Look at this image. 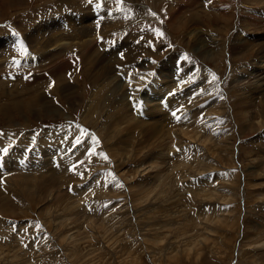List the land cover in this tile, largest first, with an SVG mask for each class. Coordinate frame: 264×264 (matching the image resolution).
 Here are the masks:
<instances>
[{"label": "rangeland", "instance_id": "obj_1", "mask_svg": "<svg viewBox=\"0 0 264 264\" xmlns=\"http://www.w3.org/2000/svg\"><path fill=\"white\" fill-rule=\"evenodd\" d=\"M60 1L0 0V250L9 254L0 264H35L29 260L35 256L39 264H81V257H87L85 264H91L90 250H95L97 264H264V113H260L264 86L257 85L262 80L250 79L253 71L264 66V0ZM86 3L91 4V10ZM114 4L122 8L114 21L118 30L111 33L102 24L103 30L88 37L98 39L89 42L86 52L75 49L64 57L65 63L75 65L68 72L62 70L55 77L58 62L52 56L41 64L34 62V68L30 58L25 63L12 61L17 51H10L8 38L26 34V23L46 24L49 29L41 34L61 37L60 50H64L66 36L85 40L81 31L74 29L79 9H89L96 20L102 17L97 18L98 8ZM136 6L149 16H140ZM168 7H176L173 12L181 14L176 25L169 23L173 14ZM222 11L230 17H222ZM63 16L68 18L62 20L65 29L61 31L59 20ZM9 22L17 32L5 33L7 27L13 29L6 26ZM33 28L28 26V34ZM194 29L197 33L190 34ZM220 43L226 44L223 57L217 54ZM7 66L16 70L6 72ZM33 73H37L36 81L31 80ZM43 74L47 75L42 80ZM38 97L45 100L31 107L29 102ZM242 102L248 110L246 124L239 123L236 116L240 107L236 105ZM194 113L198 116L189 120ZM212 113L213 122L206 118ZM203 119L216 123L213 129L217 136L209 141L211 147L201 144L205 141L201 135L192 146H186L178 129L191 124L199 132ZM206 133L201 132L203 136ZM222 133L230 136L225 145L235 146L234 163L228 150L216 152L215 147H223L215 146ZM195 150L201 152V158L195 157ZM213 151L215 158H211ZM250 154L258 160L250 163ZM8 165L16 171L9 172ZM38 170L37 176L28 174ZM45 170L50 177L41 176ZM56 171L58 179L52 174ZM20 173L32 176V187L22 181ZM73 175L75 182H66ZM204 188L210 192L207 200ZM106 216H112L110 222L122 218L123 224L116 226L118 230L124 226L127 235L116 236V242L119 251L128 249V253L117 257L115 250L104 251L100 242L103 232L89 238L82 248L76 242L63 247L69 238L61 242L58 236L62 230L59 224L68 226L65 218L71 219L70 226L83 234L79 238L84 240L98 234L100 228L105 230L97 224ZM192 234L199 249L192 245L191 251L182 237ZM97 248L101 252H96Z\"/></svg>", "mask_w": 264, "mask_h": 264}, {"label": "bare ground", "instance_id": "obj_2", "mask_svg": "<svg viewBox=\"0 0 264 264\" xmlns=\"http://www.w3.org/2000/svg\"><path fill=\"white\" fill-rule=\"evenodd\" d=\"M73 1H75V0H61L60 2H59V4H69V3H72ZM200 1V0H199ZM208 1V0H207ZM206 1V2H207ZM219 1V0H218ZM220 1H222V0H220ZM226 1V0H225ZM224 1V2H225ZM230 1V0H229ZM232 1V0H231ZM8 2V1H7ZM129 2V1H128ZM130 2L132 3V1L130 0ZM201 2V1H200ZM233 2H234V0H233ZM8 3H10V2H8ZM83 3H85V2H83ZM126 3H127V1H126ZM214 3H216V1L214 2ZM87 4V3H86ZM133 4V3H132ZM200 4V3H199ZM92 7H94V5H95V3H92ZM117 5L116 4H114V5H112V7L111 8H106V7H104V6H102V8H98L96 11H95V13H100V15L99 16H97V18H99L100 16H102L100 19H96L95 20V18H94V16H93V14H91L92 12L90 11L91 10V8H89V7H91V4H87V7L90 9H87V8H81V9H79V11H78V13H77V15H76V17H78V19L75 21V24H74V29H76L77 31H81V32H79L80 34H83L84 35V38H85V40L82 38L81 40H79L78 38H77V35H74V36H66V38H65V43H64V45H66L65 47H64V50H60L62 47L60 46L61 45V43H62V38L61 37H53L50 33H48L47 35H42L41 34V32H46L48 29H49V27L46 25V24H42V23H38V22H33V23H26L25 25H23V28L25 29V31H26V34H24V32H23V34H20V35H11L9 38H8V45L10 46V51L12 52V51H14V50H16L17 51V54H15V55H13V58H12V61L13 62H22V63H25V60H26V58H30V62H31V68H34V62H35V65H38V64H41V62L42 61H44V60H47L48 58H50V56H52L51 57V59H55L58 63L56 64V67H55V73H53V75L56 77L57 76V74L59 73H62V70H63V72H68L69 70H71V69H73V67H75V65L73 66L69 61L67 62V63H65L64 62V57L66 56V55H70V53H71V51L72 50H75V49H78V50H81V48L83 49V52H86V50L89 48V42L90 41H92V40H94V41H97V39L98 38H94V39H89L88 37H92L93 35H94V33H97L99 30H101L102 28H106V29H108V31H110L111 33H113L114 32V29L115 30H118V28H117V24L114 22L116 19V16L118 15V13L120 12V11H122V8L120 9L119 7H116ZM129 6H130V3H129ZM132 6V5H131ZM141 6V5H140ZM172 6V5H171ZM200 6V5H199ZM217 6V5H216ZM124 7H126V6H124ZM133 7V6H132ZM137 8L139 7V6H136ZM135 8V7H134ZM222 8V7H221ZM168 9H171V11H172V16H171V18L169 19V23H173L174 25H176V21H177V19H180L181 18V14H179V12H177V13H174L173 11H174V9H177L176 7H168ZM196 9V8H195ZM59 10V9H58ZM57 10V11H58ZM139 11H136L140 16H149V14H147V11L144 9V8H140L139 7V9H138ZM189 11V10H188ZM223 12H226V11H222V13H221V16L222 17H225L224 15H223ZM110 13L112 14L111 16H110ZM159 14V13H158ZM151 16V15H150ZM193 16H195V15H193ZM152 17V16H151ZM229 17H230V14H229ZM228 16L227 17H225V18H229ZM65 18H68V16H63L60 20H59V22H61V24L59 25V30H61V31H63L64 29H65V26L63 25V23H62V20L63 19H65ZM158 18V17H157ZM152 19V18H151ZM182 19V18H181ZM95 20V22L92 24V22ZM49 20H47V24H52V23H50V22H48ZM190 21H194L192 18H190ZM197 21L198 20H196V21H194L196 24H198L197 23ZM102 24H103V27H102ZM33 26L34 25V28H33V30H32V33L31 34H28L29 33V31L27 30V28H28V26ZM53 26H55V25H53ZM102 27V28H101ZM122 28V27H121ZM193 28V27H192ZM196 28V27H195ZM198 28V27H197ZM196 28V29H197ZM123 29V28H122ZM103 30V29H102ZM191 30V29H190ZM195 30V29H194ZM94 31V32H93ZM108 31H106V32H108ZM197 30H195V31H191V33L190 34H195V33H197L196 32ZM10 31L9 30H7V31H5V33L7 34V33H9ZM105 32V33H106ZM87 33H90V34H87ZM120 33V32H119ZM115 34V33H114ZM5 36V35H4ZM190 36V35H189ZM193 36V35H192ZM243 36H248V34L247 33H243ZM2 37H3V35H1L0 36V39H2ZM48 37H49V39H48ZM200 38V37H199ZM188 39V38H187ZM79 41V42H77V43H72V44H68V42L70 41V42H75V41ZM198 40V39H197ZM66 41H68V42H66ZM80 41L82 42L81 44H80ZM108 41V40H107ZM93 42V41H92ZM196 42V41H195ZM194 42V43H195ZM2 44L4 45V43L2 42ZM91 44V43H90ZM94 44V43H93ZM99 44V43H98ZM97 44V45H98ZM126 45V44H125ZM226 44H224V43H220L218 46H219V48H221V49H218V52H217V54H219V56L220 57H223L224 56V54H225V52H226V50H225V52L223 53V51H224V46H225ZM197 46V45H196ZM201 46V45H200ZM217 46V47H218ZM100 47V46H99ZM119 47V46H118ZM117 47V48H118ZM96 48V47H95ZM101 48V47H100ZM121 48V47H120ZM194 48V47H193ZM199 48V47H198ZM230 48V47H229ZM100 50V49H99ZM169 50V49H168ZM89 51V50H88ZM198 51V50H197ZM110 52V51H109ZM99 56H100V54H99ZM102 56V55H101ZM97 59V58H96ZM103 60V59H102ZM102 60H101V62L100 63H102ZM98 61V60H97ZM261 61V60H260ZM262 61H263V59H262ZM91 63V62H90ZM145 64V63H144ZM264 64V63H263ZM59 66V68H58V70L56 71V68ZM166 67V66H165ZM7 69H8V71H15L16 70V67H13V66H7V68H6V72H7ZM112 69V68H111ZM125 69V68H124ZM127 70V69H126ZM146 70V69H145ZM112 71V70H111ZM162 71V70H161ZM167 72V71H166ZM170 72V71H169ZM133 73V72H132ZM158 73V72H157ZM172 73V72H171ZM148 74H150V73H148ZM47 74H43V75H41L40 77L42 78V80H43V77H45ZM167 75H169V73L167 74ZM32 81H36L37 80V73H33L32 74ZM114 76V75H113ZM116 76V75H115ZM170 76V75H169ZM109 77V76H108ZM46 78V77H45ZM156 78V77H155ZM253 79V78H255V79H258V82L260 81L261 82V80L263 81L261 84H257V85H260V86H264V66H262L261 65V67H259V68H257V70L256 71H253V74H251V77H250V79ZM22 80V79H21ZM30 79H28V81L31 83L32 81H31ZM45 80H47V79H45ZM61 80V79H60ZM108 80V79H107ZM112 80V79H111ZM257 81V80H256ZM61 82L63 83V80H61ZM65 82V81H64ZM111 82V81H110ZM259 82V83H260ZM62 83H60V84H62ZM112 83V82H111ZM164 83V82H163ZM255 83V82H254ZM165 84V83H164ZM167 84V83H166ZM165 84V85H166ZM122 85V84H121ZM59 86V85H58ZM162 86V85H161ZM161 86H160V88H161ZM106 87V86H105ZM190 86H188V88H189ZM97 88H98V86H97ZM155 87H153V89H154ZM164 88V87H163ZM62 89H65L64 87H62ZM68 89V88H67ZM70 89V88H69ZM158 89H159V87H158ZM99 90V89H98ZM106 90V89H105ZM105 90H104V92H105ZM155 90V89H154ZM95 91H97V89L95 90ZM156 91V90H155ZM94 92V91H93ZM151 92V91H150ZM164 92V91H163ZM96 93V92H95ZM159 93H161V89H160V91H159ZM126 95V94H125ZM185 96V95H184ZM191 96H194V95H191ZM263 96V95H262ZM102 97V96H101ZM106 97V96H105ZM124 97V96H123ZM182 97V96H181ZM264 97V96H263ZM185 98L186 97H184V100H185ZM189 98H191V97H189ZM99 99V98H98ZM122 99V98H121ZM45 100V98L44 97H38L35 101L33 100L32 102H29V104H30V106L31 107H33V104H35V103H37V102H43ZM149 100V99H148ZM159 100H160V98H159ZM182 100H183V97H182ZM150 102H151V100H150ZM22 103H17V105H21ZM116 105V104H115ZM114 105V106H115ZM124 105V104H123ZM141 105V104H140ZM159 105V104H158ZM22 106H23V108L25 107V108H28L29 107V105L27 104V105H25V104H22ZM236 106H240V107H238V108H236V110H237V113H236V116L238 117V120H239V123H242V124H246L247 122H248V120L246 119V118H244V117H246L247 116V114H248V110H247V108L244 106V104H243V102L241 103V105H236ZM20 107V106H19ZM160 107V106H159ZM166 106H164V108H165ZM262 107H264V105H262ZM122 108V107H121ZM147 108V107H146ZM149 108V107H148ZM153 108V107H152ZM163 108V106H162V110L164 109ZM118 109V108H117ZM160 109V108H159ZM167 109V108H166ZM145 110V109H144ZM150 111H151V109H149ZM148 110V111H149ZM162 110H159V111H162ZM163 111H165V110H163ZM233 111V110H232ZM239 111V112H238ZM120 112V111H119ZM121 112H123V110L121 111ZM120 112V114H122ZM166 112V111H165ZM118 113V112H117ZM116 113V114H117ZM126 113H127V111H126ZM152 113H155V112H153L152 111ZM262 115H263V113H264V109L263 110H261V112H260ZM119 114V116H122V117H124L123 116V114L122 115H120ZM128 114V113H127ZM109 115V114H108ZM215 116V114L214 113H212V114H209V115H206V118H207V120L208 121H212L213 122V120L215 121V119H213L212 118V116ZM261 115V116H262ZM198 115H197V113H194V115H193V117H190L189 118V120H192V119H195L196 117H197ZM121 117V118H122ZM143 121V120H142ZM208 121H206V119H203V125H202V127L200 128V129H203V130H201V131H199V132H197V131H195V130H193L192 128H191V124H186L185 126H183V127H180L179 129H178V131H179V134H180V136L184 139V141L182 142V143H184L186 146L188 145V143H189V145H193V142L201 135V137L202 138H204V140L205 141H201V144H207V145H209L210 146V144H209V141L210 140H212V139H214L216 136H217V132L213 129V127H215L214 125H216V123L213 125L212 124V122L210 123H206V122H208ZM135 122V121H134ZM137 125V124H136ZM148 125L150 126L151 124H149L148 123ZM139 128V127H138ZM156 128V127H155ZM104 129V128H103ZM264 130V127L262 128V130L261 131H263ZM153 131H154V129H153ZM152 131V132H153ZM207 132L206 134H205V136H203L202 134H201V132ZM112 132V131H111ZM151 132V133H152ZM219 133V132H218ZM155 134H157V133H155ZM44 138V137H43ZM229 138H230V136H228L226 133H222V134H220L219 136H218V138L215 140V146H223V147H215L216 148V152H217V154L218 153H222L223 152V150L224 149H226V150H228V153L231 155V162L232 163H234V156H235V150H234V147L232 146V147H230V146H228L227 144L225 145V143H227V142H229ZM33 141V140H32ZM44 141V140H43ZM31 142V141H30ZM207 142V143H206ZM225 146H224V145ZM230 144V143H229ZM32 145V144H31ZM209 146H207L208 147V149H210L209 148ZM211 147V146H210ZM27 148V147H26ZM25 148V149H26ZM28 149V148H27ZM0 150H1V148H0ZM196 151V153H195V157L196 158H201V156H200V151L198 152L197 150H195ZM27 152L26 151H23L22 152V154H26ZM35 154V153H34ZM39 154V153H38ZM96 155V154H95ZM211 155H212V157L211 158H215V157H217L216 155H215V152L213 151L212 153H211ZM229 155V156H230ZM192 156H193V158H194V155L192 154ZM252 157V155L250 154V157L248 156V159H249V162L250 163H254V161L255 160H258V158L257 157H253V158H251ZM41 159V158H40ZM97 159V158H96ZM187 159H189V158H187ZM236 159V158H235ZM199 159H197V161L196 160H194L193 162H199L198 161ZM46 161V160H45ZM187 161V160H186ZM186 161H184L185 163H187ZM189 161V160H188ZM190 162V161H189ZM192 162V163H193ZM200 162H201V160H200ZM199 162V163H200ZM236 162V161H235ZM191 163V162H190ZM203 163V162H202ZM31 164V163H30ZM154 164V163H153ZM152 164V165H153ZM237 164V163H236ZM201 165V164H200ZM199 165V166H200ZM61 166V165H60ZM155 166V165H154ZM176 166V165H175ZM178 166H179V164H178ZM184 166V165H183ZM192 167L194 166V165H191ZM48 167V166H47ZM173 167V166H172ZM192 167H190V168H192ZM176 168V167H175ZM178 168V167H177ZM7 169L9 170V172H12V171H16V170H14V167L12 166V167H9V165H8V167H7ZM6 169V170H7ZM172 169V168H171ZM182 169H183V167H182ZM196 169H199V168H197L196 167ZM196 169H194V171L196 170ZM47 170H48V168H47ZM51 170H53V169H51ZM168 170V169H167ZM27 171V170H26ZM162 171V170H161ZM177 171H180L179 169H177ZM188 171V170H187ZM45 172V174H43L42 173V175L41 176H44L43 178H47V177H50V176H48V175H46V170L44 171ZM49 172V170L47 171V173ZM158 172V171H157ZM6 173V172H5ZM24 173V172H23ZM36 173H40L39 172V170L38 171H36V172H30V173H28V174H33L34 176H35V174ZM58 172L56 171V173H52V174H57ZM155 174H156V172H154ZM188 173V172H187ZM201 173V172H200ZM202 173H203V171H202ZM7 174V173H6ZM12 174V173H11ZM21 175V177H22V181H25L26 180V182H27V185L28 186H30L31 185V180H32V176H29L28 174L27 175H24V174H22V173H20ZM50 174V173H49ZM159 174H161V173H159ZM182 174H184V173H182ZM192 174V173H191ZM14 175H16V174H14ZM45 175L47 176V177H45ZM161 175H163L164 176V174H161ZM176 175V174H175ZM188 175V174H187ZM239 175V174H238ZM36 176H37V174H36ZM57 177V179H58V176L60 177V175L59 174H57L56 175ZM124 176V175H123ZM156 176V175H155ZM159 176V175H158ZM157 176V177H158ZM182 176V175H181ZM186 175H184V177H185ZM192 176V175H191ZM190 176V177H191ZM198 176V175H197ZM14 176H12V178H13ZM170 177H172V176H170ZM205 177L207 178V176L205 175ZM238 177V176H237ZM52 178H55V176L54 177H52ZM75 175H73V177H72V179L70 180V181H66V182H75L74 180H75ZM121 178V177H120ZM38 179V178H37ZM191 179V178H190ZM196 179L198 180V179H200V178H197L196 177ZM203 180L205 179V178H202ZM216 179V178H215ZM239 179V178H238ZM55 181L54 179H50L49 181ZM121 180V179H120ZM183 180V179H182ZM193 180V179H192ZM196 180V181H197ZM184 181V180H183ZM189 181V180H188ZM194 181V180H193ZM199 181V180H198ZM200 181H201V179H200ZM199 181V184L202 182H200ZM204 181H206V179L204 180ZM209 181V180H208ZM219 181V180H218ZM33 182V181H32ZM38 182V181H37ZM211 182V181H210ZM36 183V182H35ZM52 183V182H51ZM54 183V182H53ZM57 183H58V181H57ZM194 183V182H193ZM203 183V182H202ZM206 183H207V181H206ZM212 183V182H211ZM215 183V182H214ZM213 183V184H214ZM217 184L219 183V182H216ZM55 184V183H54ZM161 184H163V183H161ZM195 184V183H194ZM232 184V183H231ZM58 185H59V183H58ZM160 185V184H159ZM169 185V184H168ZM167 185V186H168ZM212 185V184H211ZM35 186V185H34ZM56 186V185H55ZM128 186V185H127ZM162 186V185H161ZM163 186H164V184H163ZM173 186V185H172ZM206 186V185H205ZM204 186V187H205ZM216 186V185H215ZM31 187H32V185H31ZM36 187V186H35ZM52 187H53V185H52ZM51 187V188H52ZM57 187V186H56ZM58 187H60V186H58ZM164 189L166 188V187H163ZM168 188V187H167ZM166 188V189H167ZM207 188H208V185H207ZM216 188V187H215ZM29 189H31V188H29ZM160 189V188H159ZM173 189V188H172ZM205 189V188H204ZM210 188H208V190H209ZM32 190H34V189H32ZM41 190V189H40ZM48 190V189H47ZM52 190V189H51ZM161 190V189H160ZM187 190V189H186ZM206 191H204V200H207V193L209 192L207 189H205ZM211 190V189H210ZM140 191H143L144 192V190H140ZM151 191H152V188H151ZM156 191V190H155ZM154 191V192H155ZM158 191V190H157ZM166 191V190H165ZM168 191H169V189H168ZM180 191H183V190H180ZM188 191V190H187ZM190 191V190H189ZM193 191V190H192ZM33 192V191H32ZM43 192V191H42ZM41 192V193H42ZM48 192V191H47ZM167 192V191H166ZM166 192H164V193H166ZM185 192V191H184ZM191 192V191H190ZM51 193V192H50ZM99 193V192H98ZM141 193V192H140ZM146 192H144V194H145ZM153 193V192H152ZM158 193V192H157ZM161 194L163 193V191L162 192H160ZM160 193H159V195L158 196H160ZM180 193V192H179ZM182 193V192H181ZM185 193H187V192H185ZM210 193V192H209ZM93 194V193H92ZM100 194V193H99ZM144 194H142L143 196H144ZM147 194V193H146ZM154 194V193H153ZM191 193H187V195H188V197L189 196H191V195H193V194H191ZM214 194V193H213ZM108 195H110V193L108 194ZM142 195L140 194L139 196H141L142 197ZM155 195V194H154ZM162 195H164V194H162ZM175 195H177L178 196V194H175ZM182 195V194H181ZM212 194H210L209 195V197L211 196ZM41 196V195H40ZM91 196V195H90ZM158 196H157V198H158ZM174 196V195H173ZM176 196V198H178L179 199V197H177ZM88 197V196H87ZM86 197V199H89V198H87ZM145 197H146V195H145ZM167 197V196H166ZM170 195L167 197V198H169L170 199ZM112 198V197H111ZM149 198V197H148ZM185 198V197H184ZM191 199L193 198L192 196L190 197ZM190 198H187V199H189L190 200ZM201 198V197H200ZM206 198V199H205ZM130 200V199H129ZM153 200V199H152ZM180 200V199H179ZM196 200H197V198H196ZM146 201H147V199H146ZM171 201V200H170ZM181 201V200H180ZM187 201V200H186ZM200 201V200H199ZM78 202H82V199H78ZM95 202V201H94ZM138 202V201H137ZM154 202H156L155 200H154ZM173 202V201H172ZM171 202V203H172ZM146 203V202H145ZM149 203V202H148ZM177 203V202H176ZM187 203V202H186ZM89 204H91V203H89ZM150 204V203H149ZM148 204V205H149ZM155 204H157V203H155ZM198 203H196V205H197ZM201 204H202V202H201ZM200 204V205H201ZM135 205V204H134ZM173 205V204H172ZM176 205V204H175ZM183 205V204H182ZM182 205H181V207H182ZM189 204L187 203V207H191L192 208V205L191 206H188ZM199 205V204H198ZM197 205V206H198ZM124 206H125V204H124ZM131 206V205H130ZM151 206V205H150ZM163 207V205H159L158 204V207ZM180 206V205H179ZM184 206V205H183ZM197 206H196V208H197ZM87 207V206H86ZM119 207V206H118ZM138 207V206H137ZM185 207V206H184ZM187 207H185L186 209H188ZM139 208V207H138ZM175 208V207H174ZM184 208V209H185ZM200 208L201 207H199V211L198 212H201V210H200ZM203 208L204 207H202V210H203ZM111 209H113V208H111ZM115 209V208H114ZM134 209V208H133ZM165 209V208H164ZM125 210V209H124ZM155 210V209H154ZM170 210V209H169ZM121 211H123V210H121ZM183 211V210H182ZM190 211V210H189ZM193 211V210H192ZM192 211H190V213L192 212ZM206 211V210H205ZM204 210H203V212H205ZM156 212V211H155ZM186 212V214H187V212L188 211H185ZM207 212V211H206ZM223 212H224V210H223ZM172 213V212H171ZM194 213V212H193ZM202 213V212H201ZM104 214V213H103ZM109 214H112V213H109ZM117 214V213H116ZM130 214V213H129ZM145 214V213H144ZM173 215H174V213H172ZM186 214H184V215H186ZM189 214V213H188ZM217 214V213H216ZM146 215V214H145ZM149 215V214H148ZM169 215V214H168ZM176 215V214H175ZM183 215V216H184ZM197 215H201V214H197ZM104 216V215H103ZM114 216H115V214H114ZM113 216V218H115ZM121 216V215H120ZM196 216V215H195ZM198 216V217H199ZM112 216H110V217H108L109 219H112L111 218ZM122 217V216H121ZM105 218H107V216L106 217H103V221H101L100 223H98L97 224V226H99V227H103V228H105V230H103L102 228H100L99 229V231H98V234H92V235H89V236H87V237H85V239L84 240H82V239H80L81 237L80 236H83V234H81V233H79V232H77L76 230H74V228L73 227H71L70 225H72V222H71V219H69V218H65V220H64V222L66 223V224H68V226H70V227H68V226H65V225H62V224H59V226L61 227V234H60V236H58L60 239H61V242H67L66 240L68 239V243L66 244V246H63V247H65V248H69L70 247V245H71V243L72 242H76L77 243V246L79 247V248H82V246L83 245H85L86 244V242H88L89 241V238H92L93 236H99V234L100 233H102L103 232V236H100L101 237V240H100V242H102V246L104 247V248H106V250L104 249V251H114L115 250V254H116V256L117 257H119L120 256V254L119 253H121L122 254V256L124 255V254H126V253H128V249H127V251H125L124 252V250H123V252H121V251H119L118 250V243L116 242V236H121V235H123V232H125V230H124V226L123 227H121L119 230H122V228H123V230L119 233V230H118V228H117V226H121L122 224H123V222L121 221V219H120V221H116V220H118V219H116V220H112L111 222H110V220H108V218L106 219V220H104ZM175 218V217H174ZM177 218V217H176ZM128 219H129V216H128ZM148 220L150 219V218H147ZM159 219V218H158ZM162 219V218H161ZM171 219V218H170ZM169 219V220H170ZM145 220V219H144ZM163 220V219H162ZM172 220H173V218H172ZM179 220V219H178ZM196 220V219H195ZM198 220V219H197ZM196 220V221H197ZM206 220H207V218H206ZM210 220V219H209ZM149 221H151V220H149ZM167 222H169L168 220H166ZM174 221H175V219H174ZM181 221V220H180ZM205 221V220H204ZM120 223L119 225H117L116 226V224L117 223ZM188 222V221H187ZM195 222V221H194ZM153 223V222H152ZM170 223V222H169ZM175 223V222H174ZM205 223V222H204ZM144 224H145V222H144ZM149 224V223H148ZM147 224V225H148ZM165 224H167V223H165ZM172 224H173V221H172ZM176 224V223H175ZM188 224V223H187ZM186 224V225H187ZM201 224V222L199 223V225ZM207 224V223H206ZM169 225V224H168ZM193 225V224H192ZM92 226V231L95 229V225L93 224V225H91ZM139 226V225H138ZM156 226V225H155ZM166 226V225H165ZM173 226V225H172ZM194 227H195V223H194V225H193ZM197 226V225H196ZM201 226V225H200ZM199 226V227H200ZM205 226V225H204ZM203 226V227H204ZM231 226H233V224L231 223V224H229V227H231ZM167 227V226H166ZM170 227H171V224H170ZM186 227V226H185ZM198 227V228H199ZM206 227V226H205ZM172 228V227H171ZM209 228V226L208 227H206V230ZM127 229V228H126ZM72 230H74V232L72 233ZM96 230V229H95ZM166 230V229H165ZM174 230V229H173ZM177 230V229H176ZM193 230V229H192ZM196 230V229H195ZM38 231V230H37ZM37 231H34V232H37ZM130 231V230H129ZM128 231V232H129ZM159 231V230H158ZM157 231V232H158ZM94 232V231H93ZM92 232V233H93ZM172 232V231H171ZM179 232V231H178ZM181 232V231H180ZM194 232V231H193ZM70 233V234H69ZM155 233H156V231H155ZM161 233H163V231L161 232ZM175 233V232H174ZM187 233H188V231H187ZM200 233H201V231H200ZM86 234V233H85ZM124 234H126L127 235V233L125 232ZM173 234V233H172ZM183 233L181 232V235H182ZM198 234V233H197ZM87 235V234H86ZM85 235V236H86ZM152 235H154V234H152ZM72 236H76V237H72ZM161 236H162V234H161ZM198 236H202V234H198ZM34 237H39V235H34ZM62 237V238H61ZM80 237V238H79ZM154 237V236H153ZM185 237V238H184ZM183 239H184V243L186 244V246H188V247H190L191 248V246L193 245L194 247H196L197 249H199V247L197 246V244H196V240H195V235H191V236H183L182 237ZM189 238H192L191 240H189V241H186L187 239H189ZM43 239V238H42ZM119 239V238H118ZM153 239V238H152ZM204 239V238H203ZM72 240V241H71ZM93 240H94V238H93ZM147 240V239H146ZM156 240V239H155ZM199 240V239H198ZM197 240V241H198ZM55 241V240H54ZM186 241V242H185ZM91 243H92V241H91ZM94 243V242H93ZM264 243V242H263ZM48 244H49V242H48ZM65 244V243H64ZM87 244H89V243H87ZM50 245V244H49ZM92 245V244H91ZM102 246H101V248H102ZM100 247V246H99ZM121 248V247H120ZM87 249V248H86ZM123 249V248H122ZM163 250V249H162ZM189 250H191L192 251V248L191 249H189ZM199 252H200V250H198ZM96 252H101L100 251V248H97L96 249ZM94 253H95V250H90L89 251V258H90V260H89V263H91V264H97L96 262H94V261H96L98 258L97 257H95V255H94ZM124 253V254H123ZM153 255V254H152ZM32 256H35V254H32ZM138 256V255H137ZM7 257H9V254H7V251H4V250H0V261H2V262H6L7 261ZM39 258V257H38ZM37 258V256H35L34 258H30L29 260H32V262H33V260L35 261V262H37V263H35V264H39V261L37 260L38 259ZM82 262L81 264H85V262H87V257H81V259L79 260V262ZM99 262V261H98ZM41 263V262H40ZM115 263V262H114ZM26 264H31V261L30 262H28V263H26Z\"/></svg>", "mask_w": 264, "mask_h": 264}, {"label": "snow or ice", "instance_id": "obj_3", "mask_svg": "<svg viewBox=\"0 0 264 264\" xmlns=\"http://www.w3.org/2000/svg\"><path fill=\"white\" fill-rule=\"evenodd\" d=\"M153 15H155V14H153ZM158 34H160V35H162V33H158ZM77 127H79V126H77ZM85 132H86V130H85ZM93 139L95 140V138L93 137ZM81 141L79 140V139H77L76 140V143L77 144H79ZM4 152H7V149H4L3 150ZM89 155H92V153H89ZM104 159H108V157L106 156V155H104V157H103ZM81 163H83V161H81ZM76 170V166L74 165L73 166V171H75Z\"/></svg>", "mask_w": 264, "mask_h": 264}]
</instances>
